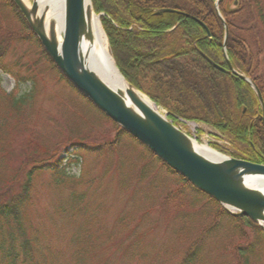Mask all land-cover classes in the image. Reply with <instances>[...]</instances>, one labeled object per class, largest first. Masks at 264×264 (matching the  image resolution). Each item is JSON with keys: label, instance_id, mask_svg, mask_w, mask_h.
Listing matches in <instances>:
<instances>
[{"label": "rangeland", "instance_id": "1", "mask_svg": "<svg viewBox=\"0 0 264 264\" xmlns=\"http://www.w3.org/2000/svg\"><path fill=\"white\" fill-rule=\"evenodd\" d=\"M28 2L31 7L34 0ZM5 5L0 0V37L11 41L5 59L26 83L18 88L13 78L0 74L1 189L11 182H22L23 173L30 168L28 158L45 159L74 140L102 144L106 150L98 157L82 154L74 159L68 155L57 174L41 173L34 178L33 199L26 212L27 234L38 251L32 264H179L196 248L202 229L215 222L218 208L183 190L178 178L162 170L139 145L124 139L117 151L108 152V144L117 133L113 122L101 117L58 77L30 39L31 31L20 26ZM221 21L224 23L222 17ZM30 88L34 89L30 104L11 111L5 97H18ZM151 104L170 120L165 108ZM173 116L170 122L184 121L179 124L197 144L229 157L231 145L212 127ZM59 176L65 184L78 185V193L87 195L81 210L73 215L61 214L70 205V194L65 187L54 185ZM118 218H125L129 228L139 230L138 256L132 259L125 253L126 241L122 243L115 236ZM212 228L195 264H237V253L247 246V239L234 233L223 219L216 220ZM97 230L92 245L80 248L77 238ZM245 232L252 239V232ZM102 233L113 236L114 241L101 239ZM252 258L250 264H264V252Z\"/></svg>", "mask_w": 264, "mask_h": 264}, {"label": "trees", "instance_id": "2", "mask_svg": "<svg viewBox=\"0 0 264 264\" xmlns=\"http://www.w3.org/2000/svg\"><path fill=\"white\" fill-rule=\"evenodd\" d=\"M3 1L20 26L30 32L31 29L11 0ZM90 1L93 12L103 14L100 17L103 33L114 64L127 84L157 106L165 108L170 120L173 115H179L191 122L212 127L231 145L232 151L227 152L230 157L253 164L264 163V129L260 120L261 108L254 91L237 75L214 69L202 57L204 55L226 71L230 64L237 74L249 78L264 103V0H222L218 10L224 23L213 6L215 0ZM161 10L169 12L159 13ZM33 35L30 32V39L39 47L42 57L57 72L58 77L88 102L63 77ZM10 46L9 39L0 37V74L13 78L19 88L26 80L6 62ZM33 90L30 88L18 97H5L11 111L16 112L24 106L26 108L31 102ZM88 104L101 117L106 118L90 102ZM115 127L117 133L108 144V152L117 151L124 139L129 144L139 145L162 170L178 178L179 183L184 186L183 190L187 189L195 197L204 198L218 208L213 221L226 220L234 233L247 239V246L237 253V264H250L252 257L264 252V231L261 227L248 218H237L223 210L213 199L166 167L128 133L116 125ZM103 148L102 144L90 145L79 139L45 159H37L31 155L33 158L26 161L30 163V168L23 173L22 182L14 181L2 189L0 187V264H32L34 255H37L38 251L28 237L26 227V212L33 199L31 194L34 178L41 173H58L68 155L74 159L82 154L98 157L106 152ZM59 177V180L53 182L54 185L65 187L70 194V205L61 214L73 215L81 210V204L87 195L84 192L78 193V185L75 183L65 184L66 180ZM89 187L90 191L95 189L92 183ZM115 222V236L122 243L126 241L128 244L124 243L127 246V256L131 259L138 256L136 249L139 244L136 241L140 237L139 230L129 228L125 218H118ZM215 222L202 229L196 248L188 251L179 264L196 263L204 249L205 236L214 231L212 227ZM244 230L252 232V239L246 237L248 235ZM97 232L98 230L93 234L83 233L77 238L79 247L91 246ZM103 238L114 241L113 236L105 233L101 234V239ZM82 254L85 252L80 256Z\"/></svg>", "mask_w": 264, "mask_h": 264}, {"label": "water", "instance_id": "3", "mask_svg": "<svg viewBox=\"0 0 264 264\" xmlns=\"http://www.w3.org/2000/svg\"><path fill=\"white\" fill-rule=\"evenodd\" d=\"M11 1L51 62L97 110L130 137L144 145L166 167L184 178L192 187L226 210L228 208L235 211L236 213L233 214L235 217L248 218L264 230V189H256L244 184L246 178H255L264 183V165L246 163V161L226 158L220 154L218 155L221 156V160L218 162L204 159L191 148L192 140L185 134H181L153 108L141 103L132 93L134 90L131 86H128L130 90L125 95L135 109L130 108L118 92L111 90L87 69L80 55V33L85 27V5L90 0H64L60 42H57L52 34L47 38L41 32L40 23H33L32 17H35L37 11L35 2L27 10L19 0ZM219 2L220 0H217V6ZM164 12L169 11L161 10L159 13ZM203 59L214 69L225 72L205 56ZM228 69L231 70L229 65ZM240 79L249 84L257 95L262 113L260 120L264 129V104L261 96L251 81L243 77Z\"/></svg>", "mask_w": 264, "mask_h": 264}, {"label": "bare ground", "instance_id": "4", "mask_svg": "<svg viewBox=\"0 0 264 264\" xmlns=\"http://www.w3.org/2000/svg\"><path fill=\"white\" fill-rule=\"evenodd\" d=\"M27 10L28 0H19ZM37 11L32 21L35 24L40 23L41 32L47 37L50 34L54 35L57 42H60V34L63 30V16H64V0H34ZM91 3L87 2L85 5V27L81 34L80 51L84 65L94 73L107 87L118 92L124 99L125 103L132 109H135L129 102L127 95H125L130 88L125 81L118 74L115 65L113 64L110 55L106 37L102 33L98 17L92 12ZM135 97L149 108L155 109L152 104H149L148 99L137 92L132 91ZM191 148L204 159L211 162H218L221 156L216 154L213 150L205 145L197 144V142H190ZM248 187L263 190L264 183L255 178H246L245 183Z\"/></svg>", "mask_w": 264, "mask_h": 264}]
</instances>
